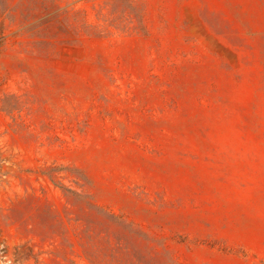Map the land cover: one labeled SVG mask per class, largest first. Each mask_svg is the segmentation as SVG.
<instances>
[{"label": "rangeland", "instance_id": "rangeland-1", "mask_svg": "<svg viewBox=\"0 0 264 264\" xmlns=\"http://www.w3.org/2000/svg\"><path fill=\"white\" fill-rule=\"evenodd\" d=\"M0 264H264V0H0Z\"/></svg>", "mask_w": 264, "mask_h": 264}]
</instances>
